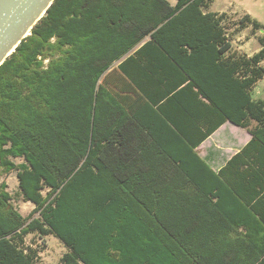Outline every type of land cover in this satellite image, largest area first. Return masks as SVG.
I'll return each mask as SVG.
<instances>
[{
    "label": "trees",
    "instance_id": "16d2710c",
    "mask_svg": "<svg viewBox=\"0 0 264 264\" xmlns=\"http://www.w3.org/2000/svg\"><path fill=\"white\" fill-rule=\"evenodd\" d=\"M213 2L55 0L6 59L0 170L35 208L0 184V264H36L33 233L60 264H264V26ZM227 121L252 138L217 171L196 149Z\"/></svg>",
    "mask_w": 264,
    "mask_h": 264
},
{
    "label": "rangeland",
    "instance_id": "374dc122",
    "mask_svg": "<svg viewBox=\"0 0 264 264\" xmlns=\"http://www.w3.org/2000/svg\"><path fill=\"white\" fill-rule=\"evenodd\" d=\"M212 12H229L232 17L230 20V29H237L234 23H238V20L245 14H249L253 19H256L264 26V0H214L210 7ZM234 12V14H231ZM232 31V30H231ZM260 34V33H258ZM233 50L248 55H253L260 50V45L257 41V35H252V27L247 26L239 34H234L232 39ZM264 65V63H263ZM254 96L258 99L264 100V78L260 80L255 91ZM241 129V128H239ZM245 133L246 130L241 129ZM237 131V130H236ZM236 131L234 132V125L228 123L225 129H223L217 136L213 137L212 141L203 145L199 150L202 154L206 149L211 148V143L215 140L217 142H229L232 144L233 149L235 144H241L239 136ZM229 132V133H228ZM214 144V143H213ZM17 164L23 162V159H13ZM222 160L217 164H222ZM6 183L7 191L12 195L11 204L19 211V213L28 217L33 212L35 206L31 202L25 201L19 188V180L16 171L6 173L3 169L0 170V184ZM47 191L44 192L46 194ZM24 249H31L36 251V264H60L62 256L68 251L67 247L54 235H48L41 237L38 234H30L24 238Z\"/></svg>",
    "mask_w": 264,
    "mask_h": 264
},
{
    "label": "water",
    "instance_id": "95a60500",
    "mask_svg": "<svg viewBox=\"0 0 264 264\" xmlns=\"http://www.w3.org/2000/svg\"><path fill=\"white\" fill-rule=\"evenodd\" d=\"M55 0H0V67Z\"/></svg>",
    "mask_w": 264,
    "mask_h": 264
},
{
    "label": "crops",
    "instance_id": "0c3cea01",
    "mask_svg": "<svg viewBox=\"0 0 264 264\" xmlns=\"http://www.w3.org/2000/svg\"><path fill=\"white\" fill-rule=\"evenodd\" d=\"M174 3L175 2H173V4ZM216 13H220V14L227 13L228 14L229 12H216ZM231 14H234V12H232ZM147 40H148V38L146 39V41ZM143 43L144 42H142L139 46L135 47L129 54H127L126 56H124L120 61L116 62L114 64V66L115 67L116 66H119L121 63H123L130 56H133V58H134L133 59V62H135L137 65L138 64H141L142 66H145L146 61L142 58V56L136 55V52L142 48ZM128 79H130V78H128ZM255 89H254V91H255ZM254 91H253V94H252L253 95V98L258 99V98H256L254 96ZM228 123H231V122L227 121L224 124H222L211 136H209L206 140H204L201 143V145L198 146V148L196 149L198 151L199 155L202 158L206 159V161H208L212 165V167L215 170H217V171H219L227 163V161L230 160L235 154H237L238 152H240L241 149L244 148L250 142V140L252 138L251 134L246 129L241 128V127H239V126L231 123L232 125H234V132L237 130L235 134H237V136H239V138L241 140V142H240L241 144H235L234 145V149H233V147H232L233 145L232 144H229V142L219 143V142H217V140H215L213 142L214 144L213 143L210 144L211 145V148L206 149V151L204 152V154H202L199 149L203 145H205V143L207 144L209 140L212 141L213 137L217 136V134H219L223 129H225V127L227 126ZM239 128L246 130L247 133H245L244 131H242ZM220 159L223 161L222 164H217L220 161Z\"/></svg>",
    "mask_w": 264,
    "mask_h": 264
}]
</instances>
